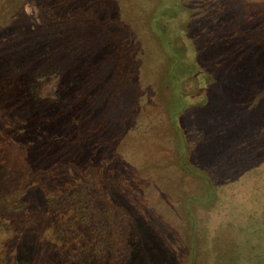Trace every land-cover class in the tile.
<instances>
[{"label":"rangeland","instance_id":"1","mask_svg":"<svg viewBox=\"0 0 264 264\" xmlns=\"http://www.w3.org/2000/svg\"><path fill=\"white\" fill-rule=\"evenodd\" d=\"M24 1L0 79L54 104L0 94V264H264V0Z\"/></svg>","mask_w":264,"mask_h":264},{"label":"trees","instance_id":"2","mask_svg":"<svg viewBox=\"0 0 264 264\" xmlns=\"http://www.w3.org/2000/svg\"><path fill=\"white\" fill-rule=\"evenodd\" d=\"M26 1H24V2H26ZM15 68H16V70H15ZM15 68L13 67V69L11 70L8 67H4V70H7V72L4 71V73L7 76V82H6L7 85H4L2 80L0 79V94L5 95V99L6 100L8 99V101L9 100L11 101L10 103H8V105L10 106V109H14V108L16 109V107H18V109H16V111L18 110L20 112V106H24L25 109H27V110H25V112L29 113V112H31L30 110H32V109L38 110V108H40L42 103L46 104L49 101V103L54 104L52 102L53 100H50V99L47 102L41 101V99L39 98L38 93H37V87L35 85L31 84L30 87H27L25 85H23V87L17 86L18 84L23 82V81L22 82L16 81L17 78L29 79L28 77H30V74H27V76H23V74L19 75L18 73L21 72V71H19L20 69H18L17 67H15ZM52 72H53V70H49V73H52ZM237 73H238V71L236 72V74ZM17 74H18V77H17ZM238 74H240V73H238ZM42 75H44V74H42ZM27 79H25V82L27 81ZM235 82H236V76L235 77L232 76V78H230L228 81H226V83H230V87H228V89H233V90L237 91L236 86L234 85ZM28 88H29V90H27ZM2 101H1L2 103L0 102L1 103L0 109L1 108L4 109V107H5L4 106L5 100L3 99ZM45 104H43V105H45ZM8 105H7V107H8ZM251 114H252V112H251ZM247 129L250 130L251 127L249 128V125H248V128L242 127L241 129H237V135L239 137H242V138L244 136L248 137L249 133H248ZM255 133H256L255 136L258 140L261 139V136L264 137V134H257V133H259L258 131H255ZM263 152H264V149H263ZM76 197L77 196L74 194V195L70 196L69 199H67V200L70 201L69 204L74 203V202L76 203V204H74L73 213H75L76 216L82 215L83 219H85V217H84L85 213L83 211V206H84L85 202H77ZM65 206H67V204H65ZM67 207L69 209H71L70 205H68ZM83 219H81V220L83 221Z\"/></svg>","mask_w":264,"mask_h":264}]
</instances>
